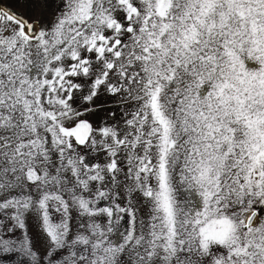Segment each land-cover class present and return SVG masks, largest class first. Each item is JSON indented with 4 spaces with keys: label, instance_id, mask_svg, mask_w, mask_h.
<instances>
[{
    "label": "snow or ice",
    "instance_id": "1",
    "mask_svg": "<svg viewBox=\"0 0 264 264\" xmlns=\"http://www.w3.org/2000/svg\"><path fill=\"white\" fill-rule=\"evenodd\" d=\"M0 264H264V0H0Z\"/></svg>",
    "mask_w": 264,
    "mask_h": 264
},
{
    "label": "rangeland",
    "instance_id": "2",
    "mask_svg": "<svg viewBox=\"0 0 264 264\" xmlns=\"http://www.w3.org/2000/svg\"><path fill=\"white\" fill-rule=\"evenodd\" d=\"M249 66H255L253 62H248Z\"/></svg>",
    "mask_w": 264,
    "mask_h": 264
}]
</instances>
